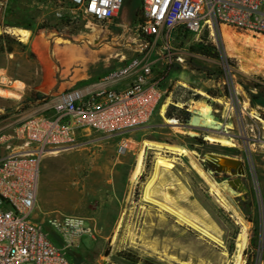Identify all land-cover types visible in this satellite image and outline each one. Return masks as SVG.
I'll list each match as a JSON object with an SVG mask.
<instances>
[{
  "label": "rangeland",
  "instance_id": "obj_1",
  "mask_svg": "<svg viewBox=\"0 0 264 264\" xmlns=\"http://www.w3.org/2000/svg\"><path fill=\"white\" fill-rule=\"evenodd\" d=\"M139 4L140 0H124L118 17L128 12L134 15ZM58 13L77 15V11L70 9L63 0H0V33L6 32L14 37V40L4 39L5 49L0 51V87L14 88L12 79L19 78L28 89L23 95L25 98L20 99L35 100V94L45 96L33 105H39L40 109L45 101H50L63 89L97 81L121 56L132 54L125 40L116 37L120 30L105 37L100 44L86 43L83 39L89 31L83 27L85 20L78 18L69 24V17L63 18ZM15 27L30 30L26 41L12 32ZM93 29L98 31L88 36L91 41L104 35V31L100 34L96 26ZM57 36L64 39L55 42ZM233 63L235 86L239 91L235 109L219 111L218 119L214 118L216 122L230 126L226 129L235 144L232 147L204 139V133H212L208 129L192 127L198 133L195 136L175 131L156 108L144 126L114 135L83 130L72 147L43 157L37 188V198L43 199H37L38 204L42 202L46 207L55 208L51 211L84 216L94 226L93 235L81 240L71 252L76 263L180 264L162 259V252L153 253L146 246L147 243H156L160 251L165 250L193 264H239L240 259V264H257L264 247V97L252 104L248 91L256 87L264 93V73H261L264 70L244 73L235 58ZM172 76H181L186 81L192 79L184 71L173 72ZM188 99V94H173L171 97L174 103L187 101L189 104ZM197 99L216 104L212 97L205 95H199ZM186 108L187 105L180 108L170 104L165 116L185 126L187 119L183 121L182 117L187 112ZM144 138L178 143L196 152L192 156L189 153L178 156L162 151L165 156L175 158L174 172L184 185L186 194L179 192L177 185L171 192L174 196L179 194L176 200L187 213H195L210 229L217 230L219 235L216 234L221 236L220 246L192 229L178 226L172 231L171 226L175 222L170 215H166L168 219L163 225L159 224L158 218L151 215L153 207L150 213L140 209L143 183L158 151L147 150L145 171L131 188L130 171ZM122 141L127 142V149L119 153L118 145ZM208 152L240 158L245 168V174L240 178L246 190L232 187L228 179L233 176L228 171H216L206 160ZM213 179L218 183L225 182L237 194L230 195L223 188L216 190ZM123 211H126L124 216ZM42 216L40 210L36 220ZM120 217L122 226L113 242ZM150 224L155 227L149 228ZM129 231L133 232L136 244L131 243ZM242 236L247 244L239 247ZM143 241L146 242L143 244ZM220 249L227 254L221 255Z\"/></svg>",
  "mask_w": 264,
  "mask_h": 264
},
{
  "label": "built area",
  "instance_id": "obj_2",
  "mask_svg": "<svg viewBox=\"0 0 264 264\" xmlns=\"http://www.w3.org/2000/svg\"><path fill=\"white\" fill-rule=\"evenodd\" d=\"M63 1L77 11L69 14V24L81 18L86 29L90 24L100 34L108 31L93 43L120 30L116 37L125 40L132 54L121 56L97 81L63 89L10 135L16 149L0 158V264H76L73 248L94 233L89 219L78 214L47 211L36 220L46 153L69 149L83 130L114 135L144 126L168 98L166 110L170 104L188 106L186 124L196 114L192 102L199 95L216 102L208 103L215 119L219 111H233L239 91L221 26L264 36V0H140L131 19L118 17L124 0ZM176 71L192 79L173 77ZM173 94H188L189 104L172 102ZM203 124V119L197 122ZM0 139L8 140L4 135ZM126 149L127 142H120L119 153ZM257 264H264V247Z\"/></svg>",
  "mask_w": 264,
  "mask_h": 264
},
{
  "label": "bare ground",
  "instance_id": "obj_3",
  "mask_svg": "<svg viewBox=\"0 0 264 264\" xmlns=\"http://www.w3.org/2000/svg\"><path fill=\"white\" fill-rule=\"evenodd\" d=\"M87 29L89 33L86 35V39L84 38L85 40L83 39V41L85 42L87 41L86 43H89L91 40L89 39L88 36H90L93 33H96L98 30H94L93 25L90 24L88 25ZM220 30H221L223 46L227 56L231 58H235L238 61L239 69L241 71H243L244 73H256L264 70V36L256 37L249 33H235L224 25L221 26ZM12 32L17 34L19 38L23 41H26L30 36V30L23 27H15L12 29ZM105 33H108V31L104 32V35ZM54 39L55 42H59L61 39L64 38L57 36ZM65 40L68 41L67 39ZM91 42L93 43V41ZM106 46L109 47L108 44H106ZM261 73H264V71ZM19 87L20 88L23 87L21 82H15L14 88L11 89L0 87V94L11 98H20L21 93L18 90ZM169 103H170V99L168 98L160 106L159 115L162 116V118L165 120L166 123L173 125L175 131L189 134L191 136H195L198 133L195 132L192 129V127H202L203 129H208L209 131L212 132V133H204V139L208 140L209 142H216L219 143L221 146H225V147H232L235 145L232 137L230 135L228 136L229 132L226 129L230 126L229 125L224 126V124L215 121L212 115V107L207 102L202 100H197L192 102L193 103L192 109L196 110V114H193V116L191 117L189 122L185 124V126L180 125L177 120L165 116L166 107ZM200 119L204 120V124H203L204 126L197 125V122ZM216 131L217 133L220 134H217ZM148 149H156L158 151L156 152L152 169L143 183V187L140 195L141 197L140 209L150 213L151 207H153L152 210L153 214L151 213V215L157 217L159 224L161 225H163L164 222L167 221L168 216L166 215L172 216L175 222V224L171 226L172 231L177 230L178 226H182L186 229H192L197 231L201 237L207 238L208 240L217 243L218 245L221 244V239H220L221 236L220 237L218 236L219 234L217 233V230L215 232L213 229H210L209 226L206 223H204L201 218L200 220L198 215H196L195 213L194 214L187 213L185 209L178 204L177 202L178 200H176V198L178 199L179 194L178 196H174L171 192L172 188H174L175 185L179 187L180 189L179 192H181L182 194L185 193V188L182 182L180 181V179L175 175L174 172V168L176 166L175 158H170L165 156L164 154H162V151L174 153L178 156L183 153H189L192 156V154H196L194 150H190L178 143H168L164 141L144 138L140 142V145L135 155V161L133 167L130 171V175H129L130 187L132 188L136 183L139 182L140 176L145 171L146 153ZM59 152L60 151H52L46 153L45 155H56ZM205 157L206 159L210 158L207 154H205ZM212 181H214V179ZM213 185L216 187V190L223 188L226 191H228L230 195L237 194L236 191L227 187L225 182L218 183L214 181ZM125 214L126 211H123L122 216H124ZM121 226H122V217H120L117 222L115 233L113 235V242L116 240L117 231ZM151 227H155V225L150 224L149 228ZM147 231H150V229H148ZM181 234H183V232H181ZM128 236L131 240V243L136 244V239L133 235V232L129 231ZM145 242L143 241V244ZM246 242L247 241L245 237L242 236V242H238V246L242 247L245 244H247ZM146 246H148L153 253L162 252L160 254L163 255V257H161L162 259L166 258L172 262H178L180 264H193L190 260H181L178 258L179 256L177 257L174 254H169L165 252V250L160 251L156 243H147ZM226 254H227L226 251L221 250V255L224 256ZM105 260L106 258H104V262ZM240 263H241V259L239 260V264ZM105 264L108 263L105 262ZM109 264H115V263H109Z\"/></svg>",
  "mask_w": 264,
  "mask_h": 264
},
{
  "label": "crops",
  "instance_id": "obj_4",
  "mask_svg": "<svg viewBox=\"0 0 264 264\" xmlns=\"http://www.w3.org/2000/svg\"><path fill=\"white\" fill-rule=\"evenodd\" d=\"M123 17H126L127 19L133 18L132 12H128L127 14L125 13ZM12 80L14 84L18 81L21 82L19 78H13ZM22 86L23 87H19L18 90L21 93L20 98H25L23 97V95L26 94L28 89L23 84ZM20 98H11L3 95L0 96V100L2 101L0 103V136L4 135V138L8 139L7 142H4L2 139H0V158L10 150L16 149L15 142L13 140H9V138L10 135L13 133L14 129L17 127V125L28 115L43 110V107L40 109L39 105L33 107V105L37 104L40 99L26 100ZM7 145H9L10 147L7 148ZM37 199L41 201L43 198L38 197ZM38 208L39 211L41 210L42 212L55 210V208L49 206L46 207L42 202L38 204Z\"/></svg>",
  "mask_w": 264,
  "mask_h": 264
},
{
  "label": "water",
  "instance_id": "obj_5",
  "mask_svg": "<svg viewBox=\"0 0 264 264\" xmlns=\"http://www.w3.org/2000/svg\"><path fill=\"white\" fill-rule=\"evenodd\" d=\"M207 162L215 167L218 172H229L233 178L228 179V183L238 190H246V186L242 183L240 176H244L245 168L242 160L237 157L219 154L216 152H208Z\"/></svg>",
  "mask_w": 264,
  "mask_h": 264
},
{
  "label": "trees",
  "instance_id": "obj_6",
  "mask_svg": "<svg viewBox=\"0 0 264 264\" xmlns=\"http://www.w3.org/2000/svg\"><path fill=\"white\" fill-rule=\"evenodd\" d=\"M136 13V12H135ZM68 15H63V18L67 17ZM69 17V16H68ZM41 25H38V28H40ZM13 39L14 40V37L12 35H10L9 33H6V32H2L0 33V51L4 50L5 49V46L3 45V42H4V39ZM7 49V48H6ZM8 51H11L12 49L11 48H8L7 49ZM248 94L250 96V100L252 102V104H254L255 102H257L258 99H260L261 96L264 97V93L263 91L261 92L260 88L258 89V91L256 93H253L251 91H248ZM36 99H40V98H44L45 96H42V95H39V94H35L34 95ZM34 99V98H33ZM182 112V111H181ZM169 116H171L170 113H167ZM187 116H188V113L185 112L183 114V117H182V120L185 121L187 119ZM75 261V260H74ZM76 263V261H75ZM78 264V263H76Z\"/></svg>",
  "mask_w": 264,
  "mask_h": 264
}]
</instances>
